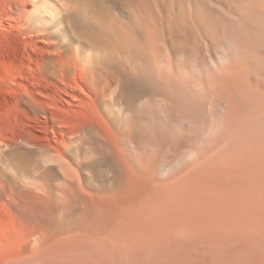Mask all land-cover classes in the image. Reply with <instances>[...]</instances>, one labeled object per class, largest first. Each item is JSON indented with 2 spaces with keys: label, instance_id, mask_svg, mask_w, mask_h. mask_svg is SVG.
Instances as JSON below:
<instances>
[{
  "label": "bare ground",
  "instance_id": "bare-ground-1",
  "mask_svg": "<svg viewBox=\"0 0 264 264\" xmlns=\"http://www.w3.org/2000/svg\"><path fill=\"white\" fill-rule=\"evenodd\" d=\"M22 2L67 128L14 264H264V0Z\"/></svg>",
  "mask_w": 264,
  "mask_h": 264
},
{
  "label": "rangeland",
  "instance_id": "rangeland-1",
  "mask_svg": "<svg viewBox=\"0 0 264 264\" xmlns=\"http://www.w3.org/2000/svg\"><path fill=\"white\" fill-rule=\"evenodd\" d=\"M31 7L22 0H0V264H14L28 250L30 234L38 227L29 214L49 207L36 200L24 183H11L7 177L38 174V149L55 150L57 126L67 128V113H62L57 125L53 104L59 86L55 69L60 66L66 73V62H55L53 38L26 31ZM61 94L67 103L68 94ZM49 218L41 219L40 229L50 226L52 215Z\"/></svg>",
  "mask_w": 264,
  "mask_h": 264
}]
</instances>
